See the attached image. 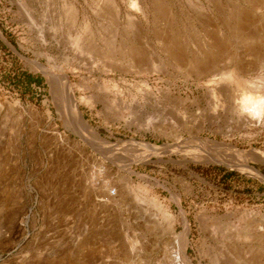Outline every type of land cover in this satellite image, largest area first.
Wrapping results in <instances>:
<instances>
[{
  "label": "rangeland",
  "instance_id": "1",
  "mask_svg": "<svg viewBox=\"0 0 264 264\" xmlns=\"http://www.w3.org/2000/svg\"><path fill=\"white\" fill-rule=\"evenodd\" d=\"M230 2L0 0V264H157L178 250L163 209L181 236L186 222L194 264H264V157L195 140L264 150V120L240 114L264 95L250 86L264 80V0L248 7L253 51L233 41L213 76L172 69L153 32L178 33L193 60Z\"/></svg>",
  "mask_w": 264,
  "mask_h": 264
},
{
  "label": "bare ground",
  "instance_id": "2",
  "mask_svg": "<svg viewBox=\"0 0 264 264\" xmlns=\"http://www.w3.org/2000/svg\"><path fill=\"white\" fill-rule=\"evenodd\" d=\"M255 1L256 0H237L236 2H234V0H233V2H230L232 5H234L233 8L230 10V13H228L223 18L220 17L221 18L220 24H219V26L215 25L217 27V31H215L214 34L208 33L209 34L208 39L204 37L206 39V42H204V43H206V47H203L205 49L201 53L198 52L199 54H195V56H194L195 58L193 60L187 59L188 58V57L186 58L187 55L185 56V53H183L184 52L183 46H182L183 38H180V35H178V33H169V32H165L164 29H159L160 26L159 27L157 26V28H155V30L153 31L158 49H160V51L163 53V55L165 57L164 59L167 60V63L170 65V67L172 69L180 70L183 68L184 69L185 68L186 69L191 68L193 74L197 78H202V77L205 78V77L213 76V75H215L214 70L212 68L213 67L212 64H213L214 60L216 59V57L219 54L226 53L228 50H230L231 49L230 47L232 46L233 41L238 42V43H243L244 45H246L247 52L253 51L252 48L250 49V45L253 44V33H251V30L249 29L250 24L253 22H251L252 18H250V15L248 14V7L253 8ZM257 2H258V0H257ZM233 3H235V4H233ZM219 5H221V4H219ZM167 6H165V4L164 5L159 4V6L157 7V5H156L155 6L156 9H155V7L153 8V9H155L154 10L155 11L154 18L155 19L156 18H160V19L162 18L161 20L164 19L165 23H171L172 19L170 18V15H169L170 10L167 8ZM221 8H222V6H221ZM107 9H108V7H107ZM224 13H222L221 16L225 15ZM155 26H156V24H155ZM161 27H163V25H161ZM202 45H203V43H202ZM108 47H109V45H108ZM112 48H113V46H112ZM139 49L140 48L137 49L134 46L133 47L128 46V48L126 50H123V51L121 50V51L124 52V56H126L129 61H131L132 63H135V64H139V62H141V58L143 56L142 55L143 53L141 52L142 50L140 51ZM115 50L116 49H114V51ZM187 60H189L188 63H187ZM237 66H235L234 69H232V71L231 70L230 71L232 72L233 77H235L236 80H239L240 78H239L238 73L241 72L242 70L240 69L241 66L240 67L239 66L237 67ZM211 81H213V80H211ZM146 86L148 88V85H146ZM250 94H251V92H250ZM179 97H181L180 94H179ZM256 97H253L251 95H244L243 100H242V104L245 102V99L247 98V102L249 103L250 106H252L255 104L256 100L258 99V97L257 98ZM176 98H178V97H176ZM182 101H185V100L183 99ZM76 118H77L78 122H80L81 126L84 129L91 131L94 135H96L99 139H101L107 146L108 145L114 146V143H111L105 137L100 136L98 134V132L95 130V128L91 127L83 119L81 113L77 109H76ZM195 140L202 143V144L222 145L225 147H230V148H232L233 152L238 153L240 156H243V157L244 156L247 157L250 155L253 156V154L256 152L264 157V150L263 149H252L249 151H240L239 149L235 148L232 144H229V143H224V142L215 141V140H211V139H201L198 137H195ZM128 143H138V142L134 140V141L128 142ZM128 143L123 141V144H128ZM142 143L147 145L148 148L151 149V151H155L157 149L160 150V148L163 147V146H157V145L151 144V143H145V142H142ZM256 154H254V155H256ZM249 169H250V167H249ZM127 171L130 172L131 174L135 173L130 168V166L127 167ZM256 173L261 176L260 173H258V172H256ZM162 213H163L162 218H164V223H165L164 228L166 231L174 233L178 250L174 253V255L172 257L171 256H163L162 259L159 260V262H157V264H194L192 259L187 254V250H186V247L188 244L186 238H187V233L189 230L186 222L183 221L184 236H181L179 233H177L175 231V224H176V220H177L176 216L170 214L165 209H163ZM215 264H222V263L217 261V262H215Z\"/></svg>",
  "mask_w": 264,
  "mask_h": 264
},
{
  "label": "clouds",
  "instance_id": "3",
  "mask_svg": "<svg viewBox=\"0 0 264 264\" xmlns=\"http://www.w3.org/2000/svg\"><path fill=\"white\" fill-rule=\"evenodd\" d=\"M258 85L264 87V80L250 84L251 87H257ZM240 114L254 120H264V95L260 96L252 106L249 105L246 98L240 106Z\"/></svg>",
  "mask_w": 264,
  "mask_h": 264
}]
</instances>
